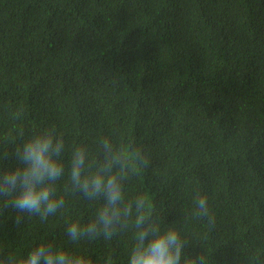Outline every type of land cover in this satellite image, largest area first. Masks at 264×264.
Masks as SVG:
<instances>
[{
    "label": "trees",
    "instance_id": "16d2710c",
    "mask_svg": "<svg viewBox=\"0 0 264 264\" xmlns=\"http://www.w3.org/2000/svg\"><path fill=\"white\" fill-rule=\"evenodd\" d=\"M78 145L88 170L103 142L129 158L124 202L178 229L205 264H264V0H0V170L31 136ZM143 155L146 164L135 161ZM65 206L46 221L0 198V262L48 244L92 264H128L136 214L109 238L72 242L100 200L55 184ZM197 194L208 198L200 217Z\"/></svg>",
    "mask_w": 264,
    "mask_h": 264
},
{
    "label": "clouds",
    "instance_id": "9594fccd",
    "mask_svg": "<svg viewBox=\"0 0 264 264\" xmlns=\"http://www.w3.org/2000/svg\"><path fill=\"white\" fill-rule=\"evenodd\" d=\"M64 151L63 138L45 130L31 136L16 149V166L0 170V198H9L5 208L10 204L17 212V223L22 221L24 214L46 221L58 213L65 206V201L56 194L55 184L67 175L73 191L89 200L101 201L92 221L86 225L73 222L66 227V235L72 242L84 238H109L135 211L138 231L128 264H205L203 256H189L185 253V242L178 229L162 227L154 217L145 214V196H137L132 203L124 202L122 175L115 169L127 170L129 158L116 155L108 140L103 142L104 159L98 162L95 172L88 170V152L86 147L80 145L72 151L66 172L62 162ZM135 161L140 165L147 163L139 152L135 153ZM194 206L200 217H207L210 223L214 222L207 196L197 194ZM7 264L92 262L85 255H76L41 243L19 258L9 257ZM104 264H111V257Z\"/></svg>",
    "mask_w": 264,
    "mask_h": 264
}]
</instances>
